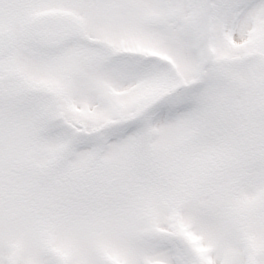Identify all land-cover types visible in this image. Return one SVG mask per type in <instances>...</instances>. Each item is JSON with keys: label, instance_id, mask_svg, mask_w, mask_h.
<instances>
[{"label": "snow or ice", "instance_id": "1", "mask_svg": "<svg viewBox=\"0 0 264 264\" xmlns=\"http://www.w3.org/2000/svg\"><path fill=\"white\" fill-rule=\"evenodd\" d=\"M0 264H264V0H0Z\"/></svg>", "mask_w": 264, "mask_h": 264}]
</instances>
